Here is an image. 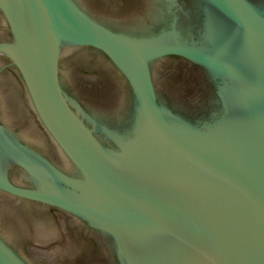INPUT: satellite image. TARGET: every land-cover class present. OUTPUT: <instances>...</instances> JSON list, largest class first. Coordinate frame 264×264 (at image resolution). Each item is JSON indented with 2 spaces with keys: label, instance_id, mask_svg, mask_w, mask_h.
I'll return each mask as SVG.
<instances>
[{
  "label": "water",
  "instance_id": "obj_1",
  "mask_svg": "<svg viewBox=\"0 0 264 264\" xmlns=\"http://www.w3.org/2000/svg\"><path fill=\"white\" fill-rule=\"evenodd\" d=\"M0 13V58L62 156L13 128L0 85L1 193L79 222L97 242L83 264H264V0H146L117 18L0 0ZM81 50L115 81L75 84ZM18 238L0 225V264H37Z\"/></svg>",
  "mask_w": 264,
  "mask_h": 264
},
{
  "label": "flooded vegetation",
  "instance_id": "obj_2",
  "mask_svg": "<svg viewBox=\"0 0 264 264\" xmlns=\"http://www.w3.org/2000/svg\"><path fill=\"white\" fill-rule=\"evenodd\" d=\"M87 8L95 15L117 18L141 11L146 0H84ZM3 15L0 13V41H10ZM8 36V37H7ZM2 38V39H1ZM179 59L168 58L164 63L161 81L170 80L176 74ZM74 83L87 90L103 88L115 80L111 77L107 61L92 55L87 50L76 52L71 58ZM175 65V66H174ZM185 74H188L186 71ZM0 85L10 107L17 132L36 131L41 138L43 152L53 162L62 160L61 152L50 139L32 109L26 88L10 61L0 58ZM44 224L46 230L40 225ZM0 225L17 231L19 242L25 253L37 264H83L88 260L97 242L71 216L58 209L41 210L0 192ZM37 243H42L41 245Z\"/></svg>",
  "mask_w": 264,
  "mask_h": 264
}]
</instances>
